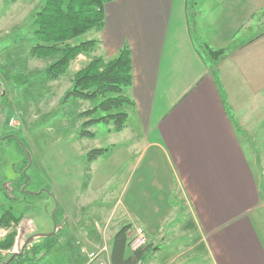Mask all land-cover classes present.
I'll list each match as a JSON object with an SVG mask.
<instances>
[{"label":"crops","instance_id":"1","mask_svg":"<svg viewBox=\"0 0 264 264\" xmlns=\"http://www.w3.org/2000/svg\"><path fill=\"white\" fill-rule=\"evenodd\" d=\"M187 1L106 0L102 29L80 37L97 41L75 58L82 63L129 47L133 105L86 168L79 209L64 211L62 229L72 224L84 244L72 264L86 263V247L103 231L111 264L124 225L145 231L146 264H264V0H197V41ZM197 42L226 53L211 63ZM27 74L17 83L27 84ZM103 189L102 199L90 197Z\"/></svg>","mask_w":264,"mask_h":264},{"label":"rangeland","instance_id":"2","mask_svg":"<svg viewBox=\"0 0 264 264\" xmlns=\"http://www.w3.org/2000/svg\"><path fill=\"white\" fill-rule=\"evenodd\" d=\"M40 3V0H0V83L5 94L4 98L0 97V130L2 133L6 131L4 128L9 130L6 135H1L2 140L0 138V214L3 206L11 207L16 216H24L19 225L21 233L16 240L15 252L20 251L29 234L52 231L54 225L64 222V211L77 212L81 205V192H84L90 177L86 171L89 166L86 152L109 146L113 139L106 134L110 132L111 125L102 122L91 126L94 137L79 136L84 120L79 118V112L100 100L64 96L71 87L72 75L84 63L72 60L57 86V82H51L44 74L51 59L35 58L29 54L35 42L32 13L38 10ZM26 66L30 75L25 71ZM22 72L28 77L25 85L18 84L16 80L19 77L16 75ZM257 157L258 165L264 171V156ZM104 193V189L100 193L95 191V195L90 194V197L99 200ZM64 199L66 206L61 203ZM83 206L81 212L92 223L95 219L91 216L92 209ZM64 223L67 226V221ZM100 235L99 242L85 248L86 254L104 244L109 246L106 232ZM57 236L56 244L34 264H72L70 257L75 254L81 256L78 254L84 244L72 224L66 229L61 228ZM145 247H148V237ZM143 254L145 264L149 263L153 258L152 251L145 249Z\"/></svg>","mask_w":264,"mask_h":264},{"label":"trees","instance_id":"3","mask_svg":"<svg viewBox=\"0 0 264 264\" xmlns=\"http://www.w3.org/2000/svg\"><path fill=\"white\" fill-rule=\"evenodd\" d=\"M40 1L38 10L32 13V35L35 42L29 54L35 58H50L51 62L45 67L44 74L47 79L56 80L67 71L71 61L79 54L88 53L95 47L97 43L95 39L80 37L90 30L102 29L103 5L106 0ZM195 5L196 0L187 1L189 27L197 41L194 30ZM74 40L77 41L73 42ZM197 46L211 63H215L226 53L225 49L214 50L205 43L197 42ZM131 83V52L126 45L109 60L92 57L74 72L71 87L64 95L65 98L90 101L100 99L94 106L79 112V118L84 119L81 122L80 137H94L95 133L90 128L99 122L110 124L108 131L118 132L123 129L128 117L125 108L133 105V101L125 93ZM98 112H101V115H97ZM106 149L100 147L88 150L87 163L95 160ZM23 219V214L16 216L11 207H1L0 232L3 234H0V264L1 261H7L15 252L16 240L21 233L19 225ZM129 227L122 226L113 236L111 264H133L142 255L143 249L124 257L126 231ZM60 230H56L51 236L44 235L30 241L22 253L15 254L9 264H34L56 244Z\"/></svg>","mask_w":264,"mask_h":264},{"label":"built area","instance_id":"4","mask_svg":"<svg viewBox=\"0 0 264 264\" xmlns=\"http://www.w3.org/2000/svg\"><path fill=\"white\" fill-rule=\"evenodd\" d=\"M146 233L139 226H130L126 231V245L131 252V254L136 253L144 249L146 245ZM109 252V247L105 244L102 245L98 250L88 252L86 254V263L85 264H110L107 258ZM133 264H145L144 254L135 260Z\"/></svg>","mask_w":264,"mask_h":264},{"label":"water","instance_id":"5","mask_svg":"<svg viewBox=\"0 0 264 264\" xmlns=\"http://www.w3.org/2000/svg\"><path fill=\"white\" fill-rule=\"evenodd\" d=\"M55 209H56V206L52 209V211H51V216L53 215V212L55 211ZM61 224H63V221H62ZM61 224H60V225H61ZM22 231H23V230H22ZM55 231H56V225H54L52 231H50V232L47 233V234L40 233V234H37V235H30V236H28V237L25 239L23 245L21 246L20 251H19V252H14V253L9 257V259H8L6 262H3V263H1V264H9V262L14 258L15 254L22 253L23 250H24V248H25V245H26L27 243H29L30 241H32L35 237H37V236H44V235H46V236H51V235H53V234L55 233Z\"/></svg>","mask_w":264,"mask_h":264},{"label":"flooded vegetation","instance_id":"6","mask_svg":"<svg viewBox=\"0 0 264 264\" xmlns=\"http://www.w3.org/2000/svg\"><path fill=\"white\" fill-rule=\"evenodd\" d=\"M65 222V221H64ZM63 222V224H58L57 226H56V230H58V229H61V228H64V226H65V223ZM30 231V230H29ZM32 231V230H31ZM51 231V230H50ZM49 230H46V231H44L43 233L44 234H47V233H49L50 232ZM35 233H31V234H29L28 236H30V235H37V234H40L39 232H36V231H34ZM56 232V231H55ZM27 236V237H28ZM38 237H40V236H37V237H35V238H38Z\"/></svg>","mask_w":264,"mask_h":264}]
</instances>
